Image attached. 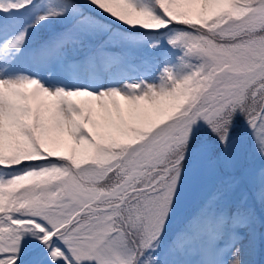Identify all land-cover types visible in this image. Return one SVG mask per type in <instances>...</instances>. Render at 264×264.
Returning <instances> with one entry per match:
<instances>
[{
  "label": "snow or ice",
  "instance_id": "1",
  "mask_svg": "<svg viewBox=\"0 0 264 264\" xmlns=\"http://www.w3.org/2000/svg\"><path fill=\"white\" fill-rule=\"evenodd\" d=\"M0 264H264V0H0Z\"/></svg>",
  "mask_w": 264,
  "mask_h": 264
}]
</instances>
